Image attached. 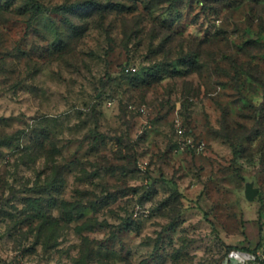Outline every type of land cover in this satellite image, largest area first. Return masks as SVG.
<instances>
[{
    "label": "rangeland",
    "instance_id": "obj_1",
    "mask_svg": "<svg viewBox=\"0 0 264 264\" xmlns=\"http://www.w3.org/2000/svg\"><path fill=\"white\" fill-rule=\"evenodd\" d=\"M263 248L264 0H0V264Z\"/></svg>",
    "mask_w": 264,
    "mask_h": 264
},
{
    "label": "water",
    "instance_id": "obj_2",
    "mask_svg": "<svg viewBox=\"0 0 264 264\" xmlns=\"http://www.w3.org/2000/svg\"><path fill=\"white\" fill-rule=\"evenodd\" d=\"M259 192H260V188L256 187L254 183H249L247 185L246 195L248 199L254 200L255 197L259 194Z\"/></svg>",
    "mask_w": 264,
    "mask_h": 264
},
{
    "label": "trees",
    "instance_id": "obj_3",
    "mask_svg": "<svg viewBox=\"0 0 264 264\" xmlns=\"http://www.w3.org/2000/svg\"><path fill=\"white\" fill-rule=\"evenodd\" d=\"M228 248H229V249L237 248V249H243V250H250V247H247V246H235V245H229Z\"/></svg>",
    "mask_w": 264,
    "mask_h": 264
},
{
    "label": "built area",
    "instance_id": "obj_4",
    "mask_svg": "<svg viewBox=\"0 0 264 264\" xmlns=\"http://www.w3.org/2000/svg\"><path fill=\"white\" fill-rule=\"evenodd\" d=\"M261 258H262L263 261H264V248H263L262 251H261Z\"/></svg>",
    "mask_w": 264,
    "mask_h": 264
}]
</instances>
